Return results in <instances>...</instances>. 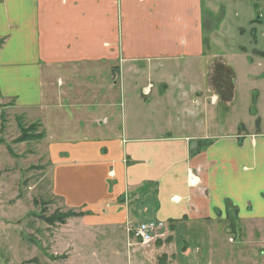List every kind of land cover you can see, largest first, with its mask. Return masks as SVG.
I'll use <instances>...</instances> for the list:
<instances>
[{
  "label": "crops",
  "instance_id": "crops-1",
  "mask_svg": "<svg viewBox=\"0 0 264 264\" xmlns=\"http://www.w3.org/2000/svg\"><path fill=\"white\" fill-rule=\"evenodd\" d=\"M262 1L0 0V97L40 121L70 222L197 225L208 264H264V92L209 132L240 72L264 77Z\"/></svg>",
  "mask_w": 264,
  "mask_h": 264
},
{
  "label": "rangeland",
  "instance_id": "rangeland-1",
  "mask_svg": "<svg viewBox=\"0 0 264 264\" xmlns=\"http://www.w3.org/2000/svg\"><path fill=\"white\" fill-rule=\"evenodd\" d=\"M203 72L208 73L206 69ZM244 79L240 72L236 100L231 109L219 106V125L210 133L231 131L241 121L248 125L254 121L252 113L257 104L252 96L259 91L263 94L264 77H253L249 82ZM113 89L115 100L120 99L121 88ZM150 98L144 100L148 103ZM150 110L154 114L150 124L156 128L157 112L155 108ZM97 111L99 116L107 115ZM208 116L202 113L200 118L204 121ZM41 132L44 130L39 120L17 111L11 101L0 97V264H195L186 257L190 250L197 260L201 258V264H208V229L202 231L197 225L192 231L179 223L166 224L154 241L142 244L132 231L138 223L132 220L113 226L70 222L74 217L64 222L56 219L68 211L85 213L67 208L62 198L52 193L45 133L38 139ZM222 233L227 232L223 229ZM226 236L232 238L233 233Z\"/></svg>",
  "mask_w": 264,
  "mask_h": 264
},
{
  "label": "built area",
  "instance_id": "built-area-1",
  "mask_svg": "<svg viewBox=\"0 0 264 264\" xmlns=\"http://www.w3.org/2000/svg\"><path fill=\"white\" fill-rule=\"evenodd\" d=\"M188 174L189 185L195 187L200 184L199 177L190 171ZM165 223L162 221L153 222H139L132 229L134 236L142 244H149L156 239L157 236L161 235L159 231L165 229Z\"/></svg>",
  "mask_w": 264,
  "mask_h": 264
},
{
  "label": "trees",
  "instance_id": "trees-1",
  "mask_svg": "<svg viewBox=\"0 0 264 264\" xmlns=\"http://www.w3.org/2000/svg\"><path fill=\"white\" fill-rule=\"evenodd\" d=\"M2 43H3V41L1 42V44ZM43 135H44V133L41 132L38 139H41L43 137ZM82 215H83L82 212L80 214V213H76L74 211H68V212L64 213L63 215L57 216L56 219H58L60 222H64L65 220L68 219V217L70 218V217H77V216H82ZM53 219H55V218H53Z\"/></svg>",
  "mask_w": 264,
  "mask_h": 264
}]
</instances>
